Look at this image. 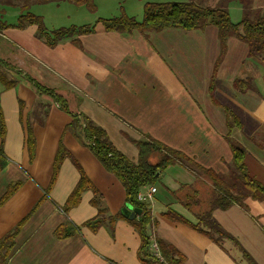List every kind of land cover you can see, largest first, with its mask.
Here are the masks:
<instances>
[{"label": "crops", "instance_id": "1", "mask_svg": "<svg viewBox=\"0 0 264 264\" xmlns=\"http://www.w3.org/2000/svg\"><path fill=\"white\" fill-rule=\"evenodd\" d=\"M262 2L255 0L252 5L264 7ZM113 3L117 6L118 0ZM241 7L239 21L231 16L234 23L244 17ZM112 12L109 18L117 17V9ZM37 31V26H28L0 33V63L8 64L7 75L15 81L10 88L0 81L5 124L4 138L0 134L5 159L0 168V200L10 186L20 183L0 205V226L5 225L0 228V241L22 224L8 264H142L141 238L129 219H118L113 232L82 227L98 215L95 191L112 216L126 206V192L67 129L72 115L86 116L103 128L133 162L138 159L134 142L149 139L183 153L205 170L228 175L233 166L232 140L246 151L249 176L264 185V60L248 57L244 42L230 37L222 51L214 26L119 33L97 24L95 33L78 42L51 48ZM28 77L54 90L70 113L40 93ZM238 81L251 88L240 91ZM226 110L238 118L239 126L229 129ZM28 125L35 138L33 160L27 148ZM60 144L70 155L55 171ZM80 169L91 188L65 215L60 208L79 184ZM184 185L211 190V184L188 167H169L158 192L146 202L158 222L149 230L152 240L157 237L175 248L184 258L182 264H264V198L214 210L212 218L223 235L218 244L194 229L191 224L198 222L194 213L176 202L173 192ZM150 188L140 194H148ZM169 207L187 223L167 216ZM67 222L82 227L81 231L60 240L55 232Z\"/></svg>", "mask_w": 264, "mask_h": 264}, {"label": "trees", "instance_id": "2", "mask_svg": "<svg viewBox=\"0 0 264 264\" xmlns=\"http://www.w3.org/2000/svg\"><path fill=\"white\" fill-rule=\"evenodd\" d=\"M14 0H0V4L11 3ZM24 5L30 2L46 3L51 0H23ZM68 1L74 5H84L91 11L95 9L94 0H59ZM244 6V17L239 23H234L231 19L229 10L226 7H205L194 1L189 2H165V3H146L142 21L135 17L125 14L109 18L99 19L94 25L83 27L72 26L69 28L48 29L41 17L27 12L18 17L17 23L3 24L0 22V33L9 28L23 30L28 26H37L38 37L45 43L55 48L67 41L78 42L79 38L96 32V25L102 24L108 32H131L138 30L141 33L160 32L169 28H179L183 30L204 29L207 26H214L218 29V38L222 46V51L226 47L230 37H236L248 46V57L264 60V14L255 13L250 9L253 0H238ZM29 5L26 6V8ZM1 66V63H0ZM29 82L42 94L52 97L60 103V108L66 113H70L66 101L52 89H49L32 78L28 77ZM0 81L10 88L15 81L10 80L8 75L0 70ZM240 91L251 88L249 83L236 82ZM23 108V107H22ZM228 127L232 129L239 126L238 118L230 111L226 110ZM84 146L89 148L104 168L116 176L122 183L126 192V204L133 208L142 210V214L130 224L134 227L141 238V246L138 258L142 264H182L184 258L172 246L165 244L161 239L152 237L149 230L157 227L158 222L153 216L149 205L139 200V194L146 187H156L161 182L163 173L171 166L183 165L188 167L197 178H204L211 184V190H202L199 187L188 185L181 186L173 196L176 202L180 203L190 212L194 213L198 222L191 224L199 232L208 234L216 243L221 244L223 235L216 222L212 218V212L216 209H227L232 205H243L247 199H263L264 185L251 178L247 172L244 157L245 149L232 140L229 141L233 153V166L228 175H218L210 170H205L197 165L183 153L172 150L160 142L154 140L135 141L138 149L137 162L131 161L126 155L118 150L111 142L107 132L95 124L88 117L83 115H72V121L67 128ZM0 134L5 135V124L0 110ZM27 148L30 158L33 160L35 153V138L32 129L28 125ZM66 148L60 144L58 154L55 158V171L65 158L69 156ZM157 158L156 163L151 159ZM0 168L3 167V151L0 149ZM81 170V169H80ZM56 172L54 174V179ZM53 183V182H52ZM20 183H15L8 188V191L0 200L3 205L18 189ZM91 188L90 181L81 170L80 182L68 199L67 205L60 208L68 215V211L76 205L82 192ZM93 204L98 208V215L86 222L82 227H87L96 232L101 227H106L110 232L114 231L118 219L124 218L121 213L116 216L109 214L103 206V197L95 191ZM167 216L176 221L186 222L180 214L169 207ZM187 223V222H186ZM22 224L10 232L0 241V264H8V257L15 246V239L21 231ZM80 226L71 222L60 226L55 235L58 239H68L80 233ZM155 241L165 262H160L151 252V245ZM254 264V263H253Z\"/></svg>", "mask_w": 264, "mask_h": 264}, {"label": "rangeland", "instance_id": "3", "mask_svg": "<svg viewBox=\"0 0 264 264\" xmlns=\"http://www.w3.org/2000/svg\"><path fill=\"white\" fill-rule=\"evenodd\" d=\"M111 0H94L95 9L91 11L84 5H74L68 1L51 0L46 3L30 2L24 5L23 0H14L11 3L0 4V22L3 24L17 23L18 17L22 14L30 12L35 16L41 17L48 29L69 28L72 26L83 27L86 25H94L100 18L112 17L114 9H117L116 16L127 15L135 17L138 21H142L144 15V7L146 3H165V2H189L194 1L205 7H226L231 13L232 19L239 21L242 18L240 12L243 8L238 0H118V5H110ZM254 1L252 4H254ZM264 3V2H262ZM257 8L251 5L250 9L255 13L264 14V7ZM238 8V9H237ZM259 8V9H258ZM6 31V30H4ZM4 63V62H3ZM1 63L0 70L7 74L10 71L8 64ZM258 86V84L256 83ZM44 109V108H43ZM44 111V110H43ZM1 162V160H0ZM5 225H1L0 228Z\"/></svg>", "mask_w": 264, "mask_h": 264}, {"label": "built area", "instance_id": "4", "mask_svg": "<svg viewBox=\"0 0 264 264\" xmlns=\"http://www.w3.org/2000/svg\"><path fill=\"white\" fill-rule=\"evenodd\" d=\"M156 193H157V188L151 187L148 194L146 195L139 194V200L142 202H147L148 200H152L153 196ZM151 252L160 262H165L164 258L162 257L160 253L159 247L155 241H153L151 245Z\"/></svg>", "mask_w": 264, "mask_h": 264}, {"label": "water", "instance_id": "5", "mask_svg": "<svg viewBox=\"0 0 264 264\" xmlns=\"http://www.w3.org/2000/svg\"><path fill=\"white\" fill-rule=\"evenodd\" d=\"M120 212L124 218L129 219V220H134L142 214L141 209L133 208L128 204H126V206L123 207Z\"/></svg>", "mask_w": 264, "mask_h": 264}]
</instances>
